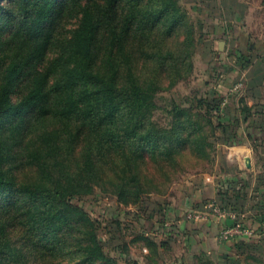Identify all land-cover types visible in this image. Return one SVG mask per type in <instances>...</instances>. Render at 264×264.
Wrapping results in <instances>:
<instances>
[{"label": "trees", "instance_id": "16d2710c", "mask_svg": "<svg viewBox=\"0 0 264 264\" xmlns=\"http://www.w3.org/2000/svg\"><path fill=\"white\" fill-rule=\"evenodd\" d=\"M180 1L0 0V262L115 263L67 199L104 182L123 204L141 193L165 137L153 99L187 58ZM31 166L42 179L21 183Z\"/></svg>", "mask_w": 264, "mask_h": 264}, {"label": "rangeland", "instance_id": "374dc122", "mask_svg": "<svg viewBox=\"0 0 264 264\" xmlns=\"http://www.w3.org/2000/svg\"><path fill=\"white\" fill-rule=\"evenodd\" d=\"M180 4L187 13L181 34L187 58L166 66L165 86L153 99L151 121L165 137L149 154L141 193L123 204L117 187L104 182L67 202L85 213L114 264H264V229L222 241L227 221L207 209L213 203L247 225L264 217V0ZM3 132L8 136L10 127ZM18 177L30 184L42 172L31 166ZM190 212L207 219L191 221ZM179 221L217 224V241L228 253L187 256L188 243L170 230ZM14 257L0 264H16ZM22 264L49 263L24 258Z\"/></svg>", "mask_w": 264, "mask_h": 264}, {"label": "crops", "instance_id": "0c3cea01", "mask_svg": "<svg viewBox=\"0 0 264 264\" xmlns=\"http://www.w3.org/2000/svg\"><path fill=\"white\" fill-rule=\"evenodd\" d=\"M254 198L256 199V196ZM247 223L251 228H260L261 232L264 229L263 215L253 216L252 219H247ZM218 229L219 226L214 223H189L185 221H179L174 225L172 224L170 228L171 231L177 233L175 236H179L180 234L181 238H184L188 243L192 252L188 251L187 256L190 254H198L199 252H208L215 255L228 253L227 249H224L217 241L216 234ZM263 239V237L260 238L261 241Z\"/></svg>", "mask_w": 264, "mask_h": 264}, {"label": "built area", "instance_id": "2783aa9c", "mask_svg": "<svg viewBox=\"0 0 264 264\" xmlns=\"http://www.w3.org/2000/svg\"><path fill=\"white\" fill-rule=\"evenodd\" d=\"M208 210L213 212V215L218 219L223 221L232 220L234 224L229 226L227 224L224 225V228L219 233V239L222 241H227L229 239L234 238H249L253 236V229L251 227H245L243 224L236 222V216L226 210H222L221 207L211 203L207 207ZM204 212H190L187 217L191 221H202L206 220L207 216Z\"/></svg>", "mask_w": 264, "mask_h": 264}, {"label": "water", "instance_id": "95a60500", "mask_svg": "<svg viewBox=\"0 0 264 264\" xmlns=\"http://www.w3.org/2000/svg\"><path fill=\"white\" fill-rule=\"evenodd\" d=\"M223 45H220V47L222 48ZM234 224V222L232 220H228L227 221V225L232 226Z\"/></svg>", "mask_w": 264, "mask_h": 264}, {"label": "snow or ice", "instance_id": "6c2138e0", "mask_svg": "<svg viewBox=\"0 0 264 264\" xmlns=\"http://www.w3.org/2000/svg\"><path fill=\"white\" fill-rule=\"evenodd\" d=\"M3 195H5V194L2 191H0V198H2Z\"/></svg>", "mask_w": 264, "mask_h": 264}]
</instances>
